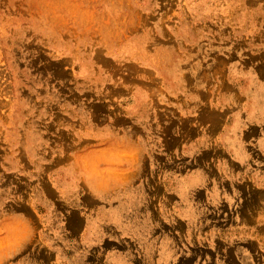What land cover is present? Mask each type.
Masks as SVG:
<instances>
[{"label": "rangeland", "instance_id": "obj_1", "mask_svg": "<svg viewBox=\"0 0 264 264\" xmlns=\"http://www.w3.org/2000/svg\"><path fill=\"white\" fill-rule=\"evenodd\" d=\"M0 264H264V0H0Z\"/></svg>", "mask_w": 264, "mask_h": 264}, {"label": "bare ground", "instance_id": "obj_2", "mask_svg": "<svg viewBox=\"0 0 264 264\" xmlns=\"http://www.w3.org/2000/svg\"><path fill=\"white\" fill-rule=\"evenodd\" d=\"M136 205H137V203L135 202V203L133 204V208H131V209L135 211V210L138 208V207L136 208Z\"/></svg>", "mask_w": 264, "mask_h": 264}]
</instances>
